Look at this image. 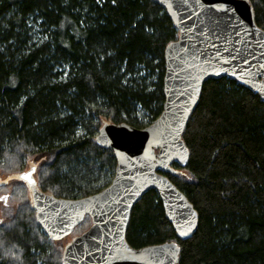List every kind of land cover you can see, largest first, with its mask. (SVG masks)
<instances>
[{"label":"trees","instance_id":"1","mask_svg":"<svg viewBox=\"0 0 264 264\" xmlns=\"http://www.w3.org/2000/svg\"><path fill=\"white\" fill-rule=\"evenodd\" d=\"M248 1L264 30V0ZM177 37L153 0H0V175L32 162L39 189L64 199L108 186L115 159L97 132L104 121L143 128L161 114L164 50ZM181 138L187 163L165 175L196 211L194 234L178 239L149 191L130 213L127 243L175 242L177 264H264V102L210 79ZM14 188L21 198L0 224V264H62L25 185ZM89 226L86 216L75 229Z\"/></svg>","mask_w":264,"mask_h":264},{"label":"water","instance_id":"2","mask_svg":"<svg viewBox=\"0 0 264 264\" xmlns=\"http://www.w3.org/2000/svg\"><path fill=\"white\" fill-rule=\"evenodd\" d=\"M163 8L178 37L164 50L163 110L148 126L104 121L95 141L110 149L114 176L95 194L64 199L41 191L18 177L28 169L0 178L25 185L36 224L51 242L68 237L87 216L90 227L62 248V264H177L175 242L131 247L125 232L130 213L141 197L157 194L175 236L188 240L198 217L185 195L166 177L188 159L181 135L210 79L228 78L264 102V30L248 0H153ZM178 168H173L172 165Z\"/></svg>","mask_w":264,"mask_h":264},{"label":"rangeland","instance_id":"3","mask_svg":"<svg viewBox=\"0 0 264 264\" xmlns=\"http://www.w3.org/2000/svg\"><path fill=\"white\" fill-rule=\"evenodd\" d=\"M23 168H25L23 171H26L28 169V164L24 166ZM4 177H6V175H0V178H4ZM18 183L20 182L12 181L6 185L0 186V224L13 218V216L16 213V210L18 208V203L20 202V198H21L17 194V192L15 193L14 186L17 185ZM89 221L91 225L90 218H89ZM85 228L87 227L85 226L82 229H85ZM82 229H74L72 234H70L68 237L64 238L63 240L59 241L58 243L61 249L64 247V245H66L69 241H71L75 236L80 235L82 232Z\"/></svg>","mask_w":264,"mask_h":264},{"label":"snow or ice","instance_id":"4","mask_svg":"<svg viewBox=\"0 0 264 264\" xmlns=\"http://www.w3.org/2000/svg\"><path fill=\"white\" fill-rule=\"evenodd\" d=\"M113 2H115V0H113ZM35 168L30 169L27 173L21 174L18 178L20 180L25 181L26 183H28L29 185L34 186V181H33V173L35 172Z\"/></svg>","mask_w":264,"mask_h":264}]
</instances>
